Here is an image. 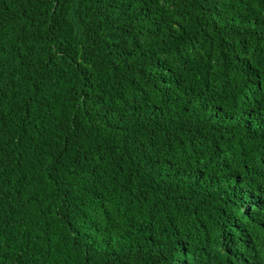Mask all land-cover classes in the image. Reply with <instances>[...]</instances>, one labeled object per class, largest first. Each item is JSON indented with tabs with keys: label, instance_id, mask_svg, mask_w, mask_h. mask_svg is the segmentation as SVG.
Returning <instances> with one entry per match:
<instances>
[{
	"label": "trees",
	"instance_id": "1",
	"mask_svg": "<svg viewBox=\"0 0 264 264\" xmlns=\"http://www.w3.org/2000/svg\"><path fill=\"white\" fill-rule=\"evenodd\" d=\"M0 264H264V0H0Z\"/></svg>",
	"mask_w": 264,
	"mask_h": 264
}]
</instances>
